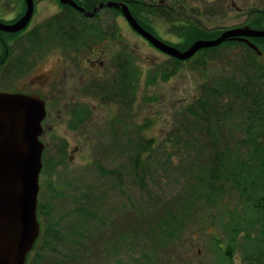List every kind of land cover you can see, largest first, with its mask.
<instances>
[{"label": "rangeland", "instance_id": "rangeland-1", "mask_svg": "<svg viewBox=\"0 0 264 264\" xmlns=\"http://www.w3.org/2000/svg\"><path fill=\"white\" fill-rule=\"evenodd\" d=\"M143 1L149 4L164 1L167 12H172L170 9L173 7L183 14L178 20L195 18L198 15L196 20L200 21L206 30H217L221 33L214 39L219 38L226 30L244 27L249 21L252 10L264 9V0ZM60 5L59 0H35V12L26 29L15 34L9 33L13 34L12 36H5L3 34L8 32L1 31L0 92H33L36 89L32 87L36 77L48 72L57 58L68 56L64 51L66 42L61 39L62 36L53 25L47 24L59 10ZM26 11V0H0V20L4 23L17 22ZM132 11L133 16L136 12L138 18L134 17L137 21L140 20L148 32L165 43L170 41L185 43L190 39L180 37L177 29L174 31L173 24L158 15H148L142 11L139 13L136 9ZM111 17L118 18L122 38L128 42L127 52L131 56L127 59H131L133 64L134 58L135 64L142 70L135 106L131 108L130 105L127 114L128 143L124 141L125 136L122 135L123 130L119 123L123 103L100 104L95 114L96 119L86 132L79 128L77 120L69 121L70 129H68L67 120L64 123L63 119L53 118L54 129L49 131L44 139L54 140L59 148L53 147L52 144L44 155V166L47 164L49 169L45 172L43 169L41 174L39 207L42 206V209L49 214H39L38 210L40 223L42 226L50 224L58 228L61 225H68L73 219H79L77 216L74 218L69 215L77 206L74 199H83L85 202L87 201L85 197L89 195L93 198L90 208L97 214L92 225H83L76 230L69 229V233L73 235H77L76 232L82 233L81 238L93 234L87 238L91 239L93 247L98 249L93 248L90 252L93 261L88 260L89 264L92 262H97L96 264H228L212 235L217 232L225 248L228 235L223 232L222 226L218 225L212 230L208 222L201 227L198 219L194 218L174 236L166 234L165 230H160L158 223L161 220L158 217L151 218L149 213L155 210L157 202L164 201L165 197L169 198L176 194L178 189H183L182 183L180 184L178 179L177 181L172 178L165 179L166 174L161 171L148 177L147 186L152 193L145 194L144 188L139 183L134 184L130 145L140 133L148 139L155 138L159 141V145L163 144L162 141L173 126L180 110L201 95L206 83L218 80L221 75L233 71L228 56L236 52H232L230 47L221 48L217 60L212 61L207 67L199 64L204 56L198 55L190 63L181 65L176 75L167 81H162L157 73L158 69L166 64L173 66L172 57L144 41L140 34L131 30L122 13L117 15L111 11H103L99 18L83 17V24L91 30L101 31L93 36L90 34L93 38L85 42V50L92 49L103 40H108L103 34L110 33V23L103 19ZM119 30L114 31L119 32ZM31 33L34 34V39ZM108 43L105 47L108 51L107 55L100 58L110 64L111 58L113 59L119 50L116 44ZM193 44H190V47ZM262 60L264 63V53ZM150 76L156 81L151 83ZM73 125H77L78 129L74 130ZM114 133L120 135L118 138L124 141L121 147L119 144V147H116ZM50 134L55 137L52 139ZM99 165L105 171L112 169L123 171L128 176L126 184L122 188L115 185L114 178L103 174ZM52 170L53 177L50 178L48 174L52 173ZM53 187L61 189L56 192ZM72 193H74L73 198L70 196ZM95 198L97 202L94 201ZM101 200L103 202H99ZM98 202L100 208L97 207ZM93 205L96 208H93ZM145 207L150 210L147 211ZM101 208L102 210H98ZM145 212H148L147 217L142 215ZM207 213L218 218L221 212L202 208L198 211L199 215ZM59 245L60 243L53 238H49L48 241L44 239L33 255L40 252L42 255H51L55 258L54 249L58 250ZM234 264H244L239 253L235 256Z\"/></svg>", "mask_w": 264, "mask_h": 264}, {"label": "trees", "instance_id": "trees-1", "mask_svg": "<svg viewBox=\"0 0 264 264\" xmlns=\"http://www.w3.org/2000/svg\"><path fill=\"white\" fill-rule=\"evenodd\" d=\"M110 1L130 3L131 9H136L139 13L142 11L148 15H158L172 23L174 31L177 29L180 37L190 39L185 43H167L183 51L198 39L211 40L221 34L217 30H206L200 21L196 20L198 15L195 18L189 17L194 21L184 18L178 20L183 14H177L172 9L170 10L173 13L167 12L165 7L152 6L143 0H78L77 3L87 11H93L102 3ZM103 11H111L117 15L121 13L119 9L106 8L96 13L95 17L98 18ZM77 13L85 17L82 13ZM134 14L137 16L136 12ZM72 23L74 22L62 16H55L47 22L48 26L53 25L57 29L64 42L67 40L66 28ZM245 26L264 29V9L252 10ZM98 32L101 31L91 30L84 24V41L92 39ZM1 33L0 31V35ZM31 36L35 38L33 33ZM250 41L264 53V38H252ZM225 47H230L232 52H236L228 56L233 71L221 75L218 80L206 83L201 95L180 110L170 131L165 135L163 144L159 145L158 140L148 139L141 133L131 142L132 177L134 184L139 183L144 188L145 194L152 193L147 186L148 177L161 171L166 174L165 179H178L180 184L182 183L183 189H178L173 196L157 202L155 210L149 213L151 218L158 217L161 220L158 223L159 228L165 230L166 234L176 235L177 231L181 232L194 218L198 219L201 227L209 222V226L215 230L219 225L228 235L226 247L223 248L222 238L217 232L212 235L228 264H234L238 253L244 264H264V63L262 55L247 43L228 40L218 47L199 51L196 56H204L199 64L207 67L217 60L219 50ZM194 57L188 61L172 58L173 66H160L157 72L160 80H169L178 73L181 65L190 63ZM132 62L131 68L127 70L130 75L132 99L127 105L125 101L122 102L119 117L124 141L128 136L127 114L130 105L131 108L135 106L137 87L142 77V70L135 64L134 58ZM123 78L125 83V74ZM149 81L153 83L156 79L150 76ZM77 125H73L74 130L78 129ZM113 135L116 147L118 144L121 147L124 141L118 138L120 135ZM126 142L128 143L127 140ZM98 167L103 174L114 178L113 181L118 187L122 188L126 184L128 176L123 171H105L100 165ZM48 169L45 164L44 172ZM48 175L53 177V170ZM53 189L57 192L61 188ZM73 194L70 195L71 198ZM85 199L86 203L83 199H74L77 206L73 213L69 214L79 219H73L68 225L58 228H55V225L41 224V236L30 253L27 264H89V261H93V258H90V252L94 248L93 241L88 240V236L93 234L90 233L88 238H81L82 233H69V229L76 230L83 225L91 226L97 216L94 209L90 208L93 198L87 195ZM97 207L100 208V203ZM42 208L39 207V214H49ZM201 208L216 209L221 213L218 218L210 216L209 213L204 215L206 212L199 215ZM145 209L150 210L147 207ZM147 213L142 215L147 217ZM170 228L172 230H168ZM49 238L60 243L58 250L54 249L55 258L40 252L33 255L34 251L38 250L39 243L44 239L48 241Z\"/></svg>", "mask_w": 264, "mask_h": 264}, {"label": "water", "instance_id": "water-1", "mask_svg": "<svg viewBox=\"0 0 264 264\" xmlns=\"http://www.w3.org/2000/svg\"><path fill=\"white\" fill-rule=\"evenodd\" d=\"M92 18L106 8L121 9L133 30L164 54L187 61L199 51L215 48L228 40L246 42L262 52L250 38H264V30L249 26L225 31L214 40H198L182 51L144 29L126 3L110 1L87 11L76 0H59ZM27 11L12 24L0 20V31L19 33L30 24L35 0H26ZM47 117L45 101L38 95L0 92V264H27L42 232L38 217L40 178L44 169L45 145L41 141Z\"/></svg>", "mask_w": 264, "mask_h": 264}, {"label": "flooded vegetation", "instance_id": "flooded-vegetation-1", "mask_svg": "<svg viewBox=\"0 0 264 264\" xmlns=\"http://www.w3.org/2000/svg\"><path fill=\"white\" fill-rule=\"evenodd\" d=\"M126 4L131 9V4ZM151 5L167 6L164 1L152 3ZM234 7L236 6L234 5ZM171 8L177 14L180 13L178 9ZM119 11L122 13L121 9ZM77 12L82 13L74 7L61 3L59 10L53 16H62L64 19L75 23L66 28L67 40L64 51L68 56L57 58L48 72L46 71L45 74L36 77L32 87H36L37 90L35 89L33 92H16L38 95L46 103L47 117L43 122L44 132L41 136V141L45 144L44 155L45 152L47 154V149L52 144L53 147L59 148L54 140L50 141L48 138L47 141L44 139L49 131L54 129L53 118L63 119L64 123L67 120L66 127L68 129H70L69 121L77 120L79 128L86 132L90 128L89 125L93 124L96 119L95 114L100 104L112 103L117 105L125 101L127 105L130 104L132 97L130 75L127 71L131 68V59H127L131 54L127 52L128 42L122 38L118 18L103 19L110 23V33L103 34L108 40H103L92 49L85 50L83 17L78 15ZM82 14L84 15V13ZM134 16L138 18L135 14ZM93 18L97 17L94 16L91 19ZM123 19L129 28L133 30L124 15ZM138 21L146 29L139 19ZM117 29H120L119 32H115ZM141 38L148 42L143 37ZM107 42H109L108 44H116L119 50L114 58H111L110 64L107 60L100 58V56L107 55L108 51L105 49ZM124 74L125 83L123 82ZM54 134L56 133L54 132ZM50 136L52 139L55 137L51 134Z\"/></svg>", "mask_w": 264, "mask_h": 264}, {"label": "bare ground", "instance_id": "bare-ground-1", "mask_svg": "<svg viewBox=\"0 0 264 264\" xmlns=\"http://www.w3.org/2000/svg\"><path fill=\"white\" fill-rule=\"evenodd\" d=\"M252 39V38H251Z\"/></svg>", "mask_w": 264, "mask_h": 264}]
</instances>
